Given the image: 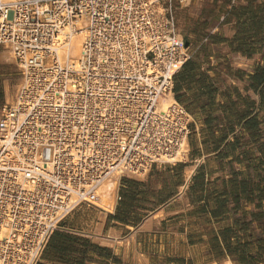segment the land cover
Masks as SVG:
<instances>
[{"label": "crops", "instance_id": "0c3cea01", "mask_svg": "<svg viewBox=\"0 0 264 264\" xmlns=\"http://www.w3.org/2000/svg\"><path fill=\"white\" fill-rule=\"evenodd\" d=\"M179 3L172 13L189 58L174 75L173 94L191 116L189 160L154 165L142 177L122 175L113 210L95 203L76 207L51 233L37 264H182L194 256V224L203 211L215 223L217 204L226 216L233 209L259 208L264 0ZM4 50L0 116L22 80L19 66L2 56Z\"/></svg>", "mask_w": 264, "mask_h": 264}, {"label": "bare ground", "instance_id": "6f19581e", "mask_svg": "<svg viewBox=\"0 0 264 264\" xmlns=\"http://www.w3.org/2000/svg\"><path fill=\"white\" fill-rule=\"evenodd\" d=\"M18 1L0 0V29L2 28L7 36L16 39L15 46L10 39H0V45L5 47L2 56L12 60L22 72V80L16 86L14 102L4 107L5 118L0 121V264H30L38 253L46 233L82 199H90L93 194V203L106 211H112L118 181L122 175L142 177L150 170L151 161H157L158 165L188 161L190 151L189 138L184 132L171 151H164V147L159 143L160 150L155 154L150 151L154 149V145L149 144L142 151H138L139 154H128L121 159H118L113 151L111 159L109 157L98 163L96 150L99 152L100 144L107 142L119 152L116 142L124 141L125 135L119 130L116 131L117 124L137 126L138 122L134 117L132 122L128 119L131 114L116 108L109 110L103 127L100 124L97 126V140H90V135L82 131V125L73 124L68 127L59 119L53 123L44 121L49 113L52 116L53 113L58 115L62 111L58 105L51 106L49 110L50 103L60 101L62 106L66 107L68 104L64 103L63 97L79 100L80 83L75 79V74L93 70L97 73L101 70L98 68L101 65L102 69H109L104 74L112 76L110 71L118 72L119 66L121 70L125 69L123 74H138V78L146 85L152 76L160 72L170 77L177 71L185 55H188L186 48H182L179 58L170 63H165V60L151 62L145 56L147 49L141 46L124 51V63L118 62L121 51L115 43L105 48L98 46L96 50H88V45L85 44L89 43L92 18L83 12L73 23L62 27L61 32L53 38L52 53L35 50L21 41V31L24 32L25 28L14 15ZM165 1L167 0H144L145 4L152 8L153 33L168 23L167 8L171 6L170 9L173 10L174 0H171L168 6ZM190 2L191 0H182L184 5ZM1 9L12 10L11 16L6 17L1 13ZM174 33L177 41L183 39L180 31L176 30V23ZM150 36V31L143 30L134 32L133 37L127 33L122 40L148 42L151 40ZM89 54L93 56L91 60H97L90 66L86 63ZM132 59L134 61H130ZM102 60H106V63ZM119 75L123 82L127 79L121 77V73ZM125 83H131V80L128 79ZM51 86L53 90H50ZM92 98L98 101L95 94ZM92 103L89 102L90 105H93ZM137 104L140 107L141 103ZM109 105L115 106L113 100L104 101L105 107ZM171 107L180 109V113L183 112L187 119L191 120L185 108L175 99L172 90L161 93L155 102V111H151V114L164 116ZM140 110L141 108H137L135 112L141 113ZM105 125L107 128L111 126L112 131L102 136ZM143 142L147 143L144 140ZM114 163L119 164L113 166ZM77 167L79 170L76 174ZM193 169L194 167H187L188 176H191ZM10 190L24 194L18 209L13 210L16 203L13 197L16 195ZM34 203H38L36 210L33 208ZM24 207L29 209L32 216L28 215L29 212L24 210ZM33 217L37 224V229L34 230L31 229L29 220ZM97 230L101 231L100 225ZM219 264L234 263L230 258H225Z\"/></svg>", "mask_w": 264, "mask_h": 264}, {"label": "built area", "instance_id": "2783aa9c", "mask_svg": "<svg viewBox=\"0 0 264 264\" xmlns=\"http://www.w3.org/2000/svg\"><path fill=\"white\" fill-rule=\"evenodd\" d=\"M18 2L14 15L19 19L22 27L25 28L24 32L21 31V35L23 36L21 41L27 44L29 48L35 50L41 49L44 52L52 53L53 38L61 32L62 27L71 22L73 23L77 16H80L83 12H86L92 18V24L89 27V43L85 44L86 46L88 45V50H96L98 46L105 48L115 43L121 51L118 62L124 63L125 60L122 57L124 51L137 49L140 46L147 49L145 56L153 63L162 60H165V63H170L179 58L182 48L187 49L184 38L181 41L175 39V18L170 9L171 6L166 11L168 23L153 33V27L151 26L152 8L150 5L147 6L144 0H19ZM165 3L168 6L171 0H167ZM180 3H182V0H180ZM11 12L12 10L10 9H1V13L6 17L11 16ZM143 30L150 31V41L135 40L137 42H125L122 40V37L127 33L130 37H133L134 32ZM0 39H10L11 43L15 46L14 42H16V39L4 34L2 28L0 29ZM185 56L180 68L189 58V53ZM87 58L89 59L86 63L89 66L97 62L96 59H90L93 58L91 54ZM103 62L105 64L106 60ZM98 68L101 70L97 73L93 70L75 74V79L78 80V84L80 83L78 85L80 91L79 100L63 97L64 103L68 104L66 107L62 106L60 101L54 104L50 103V105L47 104V106L49 105V110L51 106L58 105L62 111L58 115L53 113L52 116L49 113L44 118V121L53 123L59 119L68 127L73 124L82 125L84 126L82 131L90 135L89 139L97 140V126L98 124L101 126L105 124L104 122L107 119L106 114L109 110L116 108L122 110V112L127 111L128 114H131L128 119L132 122V117H134L138 122L137 126L130 127L127 124H117L116 131L119 130L120 133H124L125 135L124 141L116 142L119 152L113 145L107 142L100 144L98 147L100 153L96 150L97 156H99L98 163L105 161L109 157L111 159L113 151L117 154L118 159H121L128 154H139L138 151H142L149 144L154 145V149L150 151L155 154L159 152L161 145L164 147V151H171L176 147L177 139L180 138L182 133L186 132L189 138L190 120L187 119L183 112L180 113V109L171 107L169 112H165L164 116L151 114V111H155V102L161 93L169 90L174 91V75L180 68L173 72L170 77L160 72L152 76V79L146 85L138 78V74L135 72L133 74L129 73V75L123 74L122 72H125V69L121 70L119 66L118 72L110 71L112 76L104 74L109 69H102L101 65ZM119 73H121V77H126V80L130 79L132 85L131 83L126 84V80L123 82ZM81 82H83L82 85ZM50 90H53V86L50 87ZM93 94L97 96L98 101L93 100ZM76 100H78L79 105H77ZM105 100H113L115 106L111 107L109 105V107H105ZM89 102L93 105H90ZM137 102L141 103L140 107L138 104L136 105ZM137 108H141V113L135 112ZM110 127L107 128V125H105L103 134L101 132L102 136L112 131ZM78 139H81V137H78ZM143 140L147 143H144ZM159 143H161L160 146ZM151 163V168L154 165H158L157 161H151ZM118 164L114 163L113 166H117ZM78 170L77 167L76 174ZM10 191L16 195L13 199L16 201L15 204L17 206L14 204L13 210L18 209V204L23 201L24 194L18 193L16 190ZM93 199V194H91L90 199H82L77 206L66 212L58 220L56 225L46 233L39 245L38 253L31 260L30 264H37L39 262L51 233L57 228L61 220L79 205L93 203ZM37 207L38 203H34L33 208L36 210L38 209ZM23 209L29 212L28 215L32 216L28 208L24 207ZM33 218L29 219L31 220L30 225L32 230L37 229L36 220Z\"/></svg>", "mask_w": 264, "mask_h": 264}, {"label": "rangeland", "instance_id": "374dc122", "mask_svg": "<svg viewBox=\"0 0 264 264\" xmlns=\"http://www.w3.org/2000/svg\"><path fill=\"white\" fill-rule=\"evenodd\" d=\"M175 2L176 0L173 4ZM178 5L181 6L180 3L176 4ZM176 29L178 30L177 26ZM180 34L182 35L181 32ZM0 49L4 50L5 47L0 45ZM3 118L5 113L1 112L0 121ZM190 153L192 152L189 151L188 157ZM214 166L213 163L212 167ZM261 170L263 176L260 181L264 185V163ZM256 198L259 208L233 209L227 216L228 211H225L224 206L217 204L215 210L221 218L218 217L215 223L203 211L198 222L194 224L195 231L198 232L195 234L197 240L194 244L197 248L193 252L194 256L188 262L183 259L182 264H219L225 258H230L234 264H264V186L258 189Z\"/></svg>", "mask_w": 264, "mask_h": 264}, {"label": "trees", "instance_id": "16d2710c", "mask_svg": "<svg viewBox=\"0 0 264 264\" xmlns=\"http://www.w3.org/2000/svg\"><path fill=\"white\" fill-rule=\"evenodd\" d=\"M229 254H232L231 252H228Z\"/></svg>", "mask_w": 264, "mask_h": 264}]
</instances>
